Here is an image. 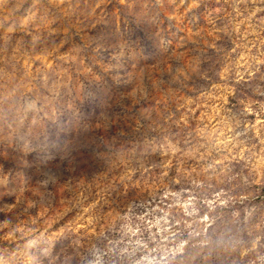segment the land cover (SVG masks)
<instances>
[{"label":"clouds","instance_id":"1","mask_svg":"<svg viewBox=\"0 0 264 264\" xmlns=\"http://www.w3.org/2000/svg\"><path fill=\"white\" fill-rule=\"evenodd\" d=\"M190 2L0 0V264H264V0H222L224 35L185 65L175 21L197 27L209 0ZM66 50L75 64L36 67ZM166 56L154 84L126 75ZM87 57L113 72L77 79ZM189 87L195 127L175 107ZM157 170L151 190L121 195ZM81 177L104 186L76 197Z\"/></svg>","mask_w":264,"mask_h":264},{"label":"rangeland","instance_id":"2","mask_svg":"<svg viewBox=\"0 0 264 264\" xmlns=\"http://www.w3.org/2000/svg\"><path fill=\"white\" fill-rule=\"evenodd\" d=\"M222 5L221 3H217V0H209V3L206 7L202 6V10L200 13V18L197 27H193L191 23H189L186 19L181 22L179 20L175 21L177 24V29L174 31V33L171 36L172 39V48H173V54L177 55L181 52L183 53V63L185 65L188 64V62L192 59V53L196 50L197 45L199 47H205L209 42L213 40H217V43L220 42L219 39H217L220 36H223V33H219L216 31V28L222 27V15L218 12V9ZM188 6H191L190 0H188ZM93 7H97V5H93ZM98 11H103V6H100ZM167 15V14H166ZM174 15V13H173ZM210 17H221V19H214L210 21ZM111 18L112 23L115 26H119L121 23V12L120 9L116 6L111 7ZM79 31H84L82 29H75ZM196 32H200L202 35L200 37L195 36ZM85 35L87 33L85 32ZM83 39V37H82ZM136 37H133V40H135ZM187 41L185 44H181V41ZM143 42L146 46H148L149 50H151L150 45H148V42L146 40L144 41H137V44ZM233 45L231 41L228 42V47L231 48ZM123 47V45H122ZM127 52L129 56H135L138 54L137 49L131 45L127 46ZM38 61V64L36 67H39L40 65H44L45 68H51L54 64H56L57 60H62L64 65L69 64H75L78 60V57L75 55V53L72 50H66L63 51L60 55H57L55 60L51 58V56L48 57H35ZM92 60V57H87L86 59L80 58V68L79 70L73 69V72H75L76 78L80 77H88L90 79L98 80L100 79V75L102 73H112L113 67L111 64H109L107 61L101 62L99 59H96L94 61V66H88L87 61ZM33 67L32 65H29V68ZM173 67V62L166 56L162 60L157 61L154 64H144L140 67H136L135 65H132V67L129 69V71L126 73L128 78L130 80H134L136 85H139L144 81L145 79L149 80L153 84L157 79H159L163 74H167V72ZM58 72H64L67 71L66 68H58ZM73 72L68 73V79L71 80L73 78ZM219 79H222L220 77ZM77 97L79 96V87L76 89ZM196 94L192 90L191 87H189L185 92L178 93L177 96L174 99L179 100V103L175 105L176 111L180 114V120L183 122L184 113L188 112V108L191 107L192 109V125L195 127L198 122L200 121V118L203 113V105H189V101L195 96ZM164 98L163 92H157L154 98L153 103L159 104L161 100ZM183 105V107H182ZM69 107H71V103H69ZM160 172L157 170L156 173L152 174L151 177H144L142 181L139 179L133 181L131 184L129 183H123L120 185L121 187V195L125 194H133V195H140L146 191L151 190L153 184L156 183V176L159 175ZM123 173L120 174V177L122 178ZM260 178L259 173L257 174V179ZM112 183V178L110 177L108 180V184ZM119 183V181H118ZM104 185L101 184V182L97 179L87 180L83 177L75 184V195L76 197H79L81 195L80 189L81 187L84 188H90L93 191H95L98 187H103ZM33 192L35 190L33 189ZM65 193L68 195L65 196ZM56 194L58 197H60L61 204L64 203L65 199L71 200L72 194H73V188L69 185H62L56 189ZM261 198H264V194H260ZM88 220V217H85V221ZM49 222L51 223V218L49 219ZM87 225L86 224H77V228L83 229Z\"/></svg>","mask_w":264,"mask_h":264}]
</instances>
